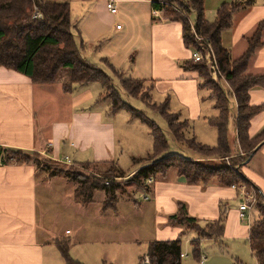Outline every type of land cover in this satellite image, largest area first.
I'll return each mask as SVG.
<instances>
[{
  "label": "crops",
  "instance_id": "obj_1",
  "mask_svg": "<svg viewBox=\"0 0 264 264\" xmlns=\"http://www.w3.org/2000/svg\"><path fill=\"white\" fill-rule=\"evenodd\" d=\"M68 1L72 23L81 32V53L87 60L99 61L102 63L99 66L103 68L106 67L103 63L106 58L124 78L146 81L154 87L164 85L159 86L161 92L173 89L181 104V109L175 113L188 121L189 129L197 140L203 144H212V140L217 142V131L215 136L211 133L209 142L200 140L197 135V126L208 130L204 124L209 123L208 118L215 117L213 114L217 116V109L213 103L203 104L208 98L201 90L206 89L199 86L201 80L195 71L184 68L186 61L192 60L194 47L185 45L181 21L168 20L164 13L162 17H155L154 0ZM110 1L117 6L116 13L109 10ZM229 1L205 0L206 18L213 21L218 8ZM261 21H264V0H255L253 6L234 15L233 27L222 34V44L233 59L244 54L248 46L247 38ZM118 25L121 27L117 28ZM248 72L264 75V45L251 58ZM53 84H33L29 77L0 66V147L37 151L57 161L67 156L79 164L107 162L117 157L119 137L115 118L119 112L111 119L105 114L110 104L104 110L92 106L96 104L94 99L97 95L103 94V87L88 85L77 94L64 93L62 96V86L55 91L51 89ZM250 96L252 105L264 106V88H253ZM56 97L61 102L55 101ZM85 105L92 107L91 110H85ZM263 129L264 110L252 119L250 134L255 137ZM229 133L232 140L236 139L234 123L230 125ZM68 138L72 142L66 140ZM189 157L197 159L198 156L193 154ZM248 162L242 171L264 194V144ZM144 166L145 163L131 168L123 175L124 179ZM130 185L133 194L138 192L136 201L145 203L143 206L134 204V211L148 212L153 220L151 236L144 242L147 246L153 240H173L179 236L182 229L167 224V216L177 212V201L187 203L190 215L204 223L218 220L220 203H227L223 238L203 240L219 245L226 238H247L249 242L250 224L240 218L242 197L234 187L190 185L175 170H170L167 178L153 183L148 200L141 199V189ZM36 187L33 165L0 164V264H65L55 243V239L61 236L50 233L40 222ZM250 189L256 192V188ZM130 199L133 202L134 199ZM65 233L71 234L69 229ZM139 241L136 236L132 244L136 246ZM69 242L71 247L78 240L75 242L73 239L72 242L69 239ZM135 248L133 254L128 252L123 257L128 264H137L138 247ZM71 252L84 264H103L102 261L105 264L117 263L115 257L104 251L100 255L95 251L93 259L86 251L72 248ZM251 254L256 260L252 251ZM97 258H100L99 263ZM235 260L243 262L239 257H235L233 262ZM233 262L219 259L214 254H210L204 262L200 260L201 264Z\"/></svg>",
  "mask_w": 264,
  "mask_h": 264
},
{
  "label": "trees",
  "instance_id": "obj_2",
  "mask_svg": "<svg viewBox=\"0 0 264 264\" xmlns=\"http://www.w3.org/2000/svg\"><path fill=\"white\" fill-rule=\"evenodd\" d=\"M35 2L43 15L40 19L32 16L33 0H0V66L29 77L36 85L56 83L60 72L68 69L69 81L62 86L66 94L73 93L77 84L101 83L105 92L100 98L111 101L109 112L112 115L126 108L134 118L141 117L149 121L153 146L144 159L145 166L125 180L121 179L125 176L118 175L114 167L105 168L107 163L104 162L81 163L83 169L93 167L96 170L89 173L37 151L10 147H0L2 163L33 165L36 173L54 171L64 178L75 180L80 185L73 196L82 203L92 201L97 191L103 190L112 194L121 184L118 183L119 177L123 183L134 184L148 194L153 186L148 181L153 180L154 183L165 179L170 170H175L190 185L254 187L257 205L252 213L249 243L258 264H264V194L242 171L243 166L249 163L247 160L264 144V129L255 137L250 134L252 119L264 110L262 105L251 104L250 92L253 88H264V75L248 72L251 58L264 45V21L247 38V49L239 58L233 59L230 51L222 44V34L233 27L234 15L253 6L255 0L225 2L218 8L213 21L206 18L205 0H154V9H164V16L168 20L183 23V39L187 47L196 46L195 38L188 35L193 25L196 33L206 39L215 52L227 83L215 82L202 62L189 60L184 64L185 69L198 74L201 80L199 86L209 90L211 98L214 99L218 115L208 118L209 123L217 130V142L214 145L203 144L197 140L190 132L188 121L182 119L179 113L170 110L169 98L162 103L152 102L149 92L154 88L153 84L124 78L106 58L103 63L112 74L87 60L81 53V32L72 23L68 0ZM191 20L194 22L191 23ZM121 91L132 98L140 97L145 100L149 108L167 121L174 139L196 154L197 159L182 154L167 155L170 146L164 131L126 102ZM232 98L236 107L235 113L230 108ZM231 120L234 121L237 131L234 140L229 133ZM187 132L192 133V136H187ZM106 202L115 203L116 199L107 198ZM133 203L139 204V201L133 200ZM220 204L219 219L202 223L197 217L190 215L187 203L177 201V212L167 216V224L181 228L182 231L176 239L153 240L148 243L147 256L150 264H182V236L189 230L197 232L198 237L191 241L192 253L197 260H201V241L212 238L217 240L224 236L227 208L225 203ZM55 243L65 259V264H84L71 256L69 239L60 237L55 239ZM232 264L244 263L235 260Z\"/></svg>",
  "mask_w": 264,
  "mask_h": 264
},
{
  "label": "rangeland",
  "instance_id": "obj_3",
  "mask_svg": "<svg viewBox=\"0 0 264 264\" xmlns=\"http://www.w3.org/2000/svg\"><path fill=\"white\" fill-rule=\"evenodd\" d=\"M90 61L98 66L102 65L99 61ZM103 69L109 74H112L108 68L103 67ZM68 81V69H63L60 72L57 82L51 86V89L59 91L61 86ZM88 85H93L97 88L103 87L101 83L77 84L74 86L73 93L77 94L81 89H85ZM159 86L150 90L149 95L151 101L154 103H162L166 98H170V110L172 112L180 110L181 104L176 99V93L173 89L161 92L159 91ZM51 91L52 90H50V92ZM60 92L63 96L64 92H62V90H60ZM104 92L105 89L103 88L101 93ZM201 92L206 93L205 97L208 98L207 101H203V104L213 103L214 105V99L209 97V90H201ZM121 94L126 102H128L133 108L142 112L150 121L155 122L164 131L170 146L166 153L167 155L182 154L189 156L194 154L190 150H184L182 148L170 132L167 121L158 112L149 108L145 100L140 97L132 98L123 91H121ZM94 100H96L97 104H92L94 109L101 108L104 110L109 104H111L109 99H101L100 95H97ZM55 101L61 102V99L56 97ZM87 106L88 105H85V108H87L85 110H91L92 107ZM230 108L232 112L235 111L233 98L230 102ZM108 112L109 109L108 111L106 109L105 114L113 119L115 115ZM118 112L119 113L115 118L119 137L117 143V157H112V161L104 163H107L105 168L114 167L118 175H124L125 173H128V170L131 168L142 166V164L145 163L144 159L147 157L153 146V136L149 121L141 117L134 118L131 112L126 108L120 109ZM214 113H216L215 110ZM214 115L216 116V114H213V116ZM232 123H234L233 120H231L230 125ZM204 125H206L208 130H204L197 126V135L200 140H207V142H209V136L211 133L215 136L217 130L210 123ZM187 136H192V133L187 132ZM66 140L72 142L69 138ZM215 142L216 140H212V144H207L213 145ZM74 165L75 167L89 173H92L95 170L93 167H89V169L84 167L85 170L79 163H75ZM121 179L119 177L118 183L121 184L116 188L118 189L117 193L116 191H112V194L103 190L97 191L92 201L82 203L81 201H76L73 196L75 189L80 185L79 182L64 178L60 176V174H55L54 171H38L36 173V200L37 208L41 216L40 222L50 233L60 235L66 240L70 239L72 242L73 239L75 242L78 240L73 246L71 244V250L73 248L75 251H86L91 259H93L95 251H97L99 255L104 251L107 252L109 256L116 258V264H128L127 260L124 259L126 254L128 252L133 254L134 249H136L135 247H138L137 264H143V259L148 255V246L144 244V242H146L148 240L147 238L151 236L150 230L153 229V220L148 212L138 213L136 210L134 211V203L130 198L136 200L138 192L133 194L130 191V183H123V180ZM110 195L116 199L115 203H105L107 198H112ZM139 204L143 206L145 203L140 201ZM236 204L237 206L239 205V200L236 201ZM104 207L107 209L105 210ZM225 207L228 208L227 203H225ZM201 222L204 223L202 220ZM67 229L70 230L71 234L66 235L65 231ZM136 236H138L140 241L134 246L132 243ZM197 237V232L192 230H189L182 236L183 252L186 255L182 258V264H201L200 260H197L192 253L193 247L191 241ZM71 250L70 253L72 257L75 258ZM201 253L202 255H207V257H210V254H214L219 259H224L229 262H233L235 257H239V259L245 264H257L251 254L247 238L239 240H229L226 238L223 240L222 245L210 242V240H202ZM140 258H142L141 261ZM99 261L100 258H97L96 262L99 263ZM102 263L105 264L103 261Z\"/></svg>",
  "mask_w": 264,
  "mask_h": 264
},
{
  "label": "built area",
  "instance_id": "obj_4",
  "mask_svg": "<svg viewBox=\"0 0 264 264\" xmlns=\"http://www.w3.org/2000/svg\"><path fill=\"white\" fill-rule=\"evenodd\" d=\"M108 8L112 13L117 12V6L115 3L110 1L108 3ZM155 17H162L164 13V9H156L154 12ZM32 16L34 19H40L42 18V13L36 4L35 0H33V7H32ZM121 25H118L117 28H120ZM189 37H194L196 41V46L194 48V52L192 54V60L195 62H202L206 66L210 77L218 83H221L222 81L224 83L226 82V79L224 75L221 72V69L219 67V63L217 61L215 52L209 42L206 41L202 36L198 35L195 31V28L193 25H191L190 31H188ZM60 162H63L67 165H74L75 163L72 161L70 157H64L59 159ZM0 164H3L2 161L0 160ZM4 165V164H3ZM108 185L109 182H106ZM149 185L153 184V180L148 181ZM232 187L236 188L242 197V202L239 206V211H240V218L246 223L250 224L252 220V213L254 211V208L257 205V193L255 192L254 189H250L249 187H246L245 185H240V186H235L233 185ZM142 200H148V194L147 192H143L141 195ZM186 255L181 253V259L185 257ZM207 259L205 255L201 254V262H204ZM143 264H150L149 257H145L143 259Z\"/></svg>",
  "mask_w": 264,
  "mask_h": 264
},
{
  "label": "water",
  "instance_id": "obj_5",
  "mask_svg": "<svg viewBox=\"0 0 264 264\" xmlns=\"http://www.w3.org/2000/svg\"><path fill=\"white\" fill-rule=\"evenodd\" d=\"M252 156H253V155H252ZM252 156H251V157H252ZM251 157L247 160V162L251 159Z\"/></svg>",
  "mask_w": 264,
  "mask_h": 264
}]
</instances>
